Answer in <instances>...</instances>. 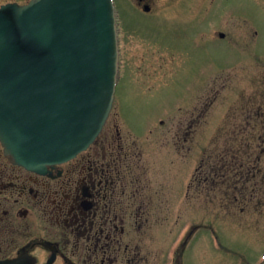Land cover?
<instances>
[{
	"label": "rangeland",
	"instance_id": "rangeland-1",
	"mask_svg": "<svg viewBox=\"0 0 264 264\" xmlns=\"http://www.w3.org/2000/svg\"><path fill=\"white\" fill-rule=\"evenodd\" d=\"M142 1L114 0L123 54L109 122L122 133L152 131L148 159L162 195L153 203L168 214L153 216L151 255L193 231L185 264H256L264 252V0ZM255 122L263 138L256 197L185 198L203 152L221 147V129Z\"/></svg>",
	"mask_w": 264,
	"mask_h": 264
},
{
	"label": "flooded vegetation",
	"instance_id": "flooded-vegetation-1",
	"mask_svg": "<svg viewBox=\"0 0 264 264\" xmlns=\"http://www.w3.org/2000/svg\"><path fill=\"white\" fill-rule=\"evenodd\" d=\"M29 1L0 0V6ZM118 46L122 68L120 30ZM109 117L84 151L42 172L13 164L0 144V264H154L159 258L156 264H185L193 231L168 242L164 255L149 250L153 216L168 214L167 207L153 203H161L162 195L148 159L152 131L122 133ZM175 133L178 137L182 129ZM179 146L177 151L183 149ZM208 156V168L203 159L194 168L185 198L215 195V182L210 183L218 170L215 146Z\"/></svg>",
	"mask_w": 264,
	"mask_h": 264
},
{
	"label": "water",
	"instance_id": "water-1",
	"mask_svg": "<svg viewBox=\"0 0 264 264\" xmlns=\"http://www.w3.org/2000/svg\"><path fill=\"white\" fill-rule=\"evenodd\" d=\"M117 73L112 0H32L0 7L5 154L34 172L75 157L101 131Z\"/></svg>",
	"mask_w": 264,
	"mask_h": 264
},
{
	"label": "trees",
	"instance_id": "trees-1",
	"mask_svg": "<svg viewBox=\"0 0 264 264\" xmlns=\"http://www.w3.org/2000/svg\"><path fill=\"white\" fill-rule=\"evenodd\" d=\"M254 124L246 130L237 126L238 128H234L230 133H226L225 129L224 131L221 129L220 132L222 135V138L220 137L221 147L216 149L218 152V163L216 164L218 170L210 183L212 185V181H214L215 190L221 192L223 197H231L233 202L237 200L251 201L256 197V180L261 173L257 167L261 155L257 151L263 138H260L261 134L255 132L256 122ZM211 146L216 147L217 145L212 142ZM210 150H206L203 158L207 168V162L210 160L208 156ZM243 172L245 177H242L241 180ZM208 176L209 174L206 173L205 177L207 179ZM229 179L230 181L226 183ZM209 180L204 186L209 185ZM224 191H227V193L225 194Z\"/></svg>",
	"mask_w": 264,
	"mask_h": 264
}]
</instances>
